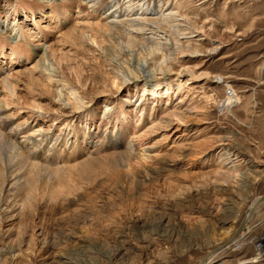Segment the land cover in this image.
Instances as JSON below:
<instances>
[{
  "label": "rangeland",
  "instance_id": "1",
  "mask_svg": "<svg viewBox=\"0 0 264 264\" xmlns=\"http://www.w3.org/2000/svg\"><path fill=\"white\" fill-rule=\"evenodd\" d=\"M147 2L175 15L183 46L164 73L172 88L155 96L108 65L132 51L153 68L168 52L142 50L148 31L111 37L110 18L79 0H0V98L16 122L63 143L33 192L0 179V264H264V201L243 222L264 193V0ZM163 27L151 35L166 38ZM39 44L80 112L34 69ZM152 126L141 161L136 136Z\"/></svg>",
  "mask_w": 264,
  "mask_h": 264
},
{
  "label": "bare ground",
  "instance_id": "2",
  "mask_svg": "<svg viewBox=\"0 0 264 264\" xmlns=\"http://www.w3.org/2000/svg\"><path fill=\"white\" fill-rule=\"evenodd\" d=\"M79 1L80 3H86L87 6L91 7L92 9L99 8L101 18L103 17L104 19H111H109L108 25L105 23L106 27L108 28L107 34L111 37L114 35L116 30L129 37H134V34L136 33L143 35L146 31L151 34H158L157 31H165L163 26L167 24L170 33L166 36V38H162V36L158 35L154 37L151 34V36L147 35L148 37L145 39V41L148 42L141 47L142 50L148 51L150 55L153 56L158 52H163L164 50L168 52L169 55L162 53L161 57L156 59V65H154L153 68H147L148 59L146 58L134 57L133 59L134 53H132V51L129 53L130 57L125 60H120L118 57L113 56L114 59H110L108 61V65L114 74L121 75L123 78L128 76L125 81L132 79L133 81L134 79L141 80L140 87H142L143 91L146 90L154 96L158 95L163 90L164 92H168L172 88V82L165 79L166 77H164V73L170 69L168 64L171 60H173L172 58L175 51L180 50L183 48V46L177 37L179 28L175 25H168L170 24L168 23L169 21L175 20V15L170 14L171 11L169 13L168 11L167 13H164L166 9L165 6H150L147 2L148 0H123L125 3H127L126 6H121L119 3L116 4L113 2V0ZM124 8H129L132 11V14H127V16H135L131 18L126 17L128 20L119 19V16L121 15ZM57 10L56 11L59 14L62 12L65 14L67 8L60 6V8ZM147 15L159 17L151 19L146 18ZM183 27L184 26L182 25V28ZM179 35H181V33H179ZM33 57H35L34 69L36 71L45 72L47 74L48 81L50 83H54L57 103L63 108L72 105L73 111L80 112L85 107L82 99L77 95V93H75V91L69 94L70 89L65 84H59L60 81L56 78L55 68H53L52 63L47 57L46 48L41 44L35 46ZM134 65V68L130 67ZM189 71L190 72H188L187 68H183L182 71H178V75L183 74L185 76H189L183 82H180L182 79L177 80L178 85L176 87L180 90L183 89V86H185L186 83H188L187 79H189L192 75L191 70ZM159 74L160 76H158ZM6 83H8V89L13 92V86L11 85L12 83L9 84L8 81ZM70 95L72 98H70ZM234 100H237V98L234 97ZM5 103L8 104V102H4L0 98V179L2 178L3 181L5 179L7 181H14L19 184L24 181L25 186H33L34 184L32 183L38 181L39 177L41 178L44 176V174L46 175L48 171L52 172V170H50L51 168L49 169L51 165L60 161V154L62 152L60 146L63 145L61 140L62 137L48 136L47 134H43L41 128L34 129L31 126L28 127V125H25L26 123L23 121L16 122L14 114L7 112V104ZM154 130L156 129H154L152 126L142 132L141 135L136 136L138 137L137 139L139 141L138 147H140L141 150V153L139 154L141 161H145L149 157V155H144L152 146L146 147L145 144L148 137L153 132H156ZM88 137L90 136L87 134L86 141L88 140ZM86 143L88 144V142ZM26 172L28 174L31 173L35 177L33 182H25ZM32 186L31 192L34 190V186ZM260 196L255 197V199L251 202V205L249 206L250 208L243 218V222H246L248 216L252 215H249L251 210H254L262 201H264V198L260 200ZM244 224L245 223L239 227L238 232L244 229ZM150 227V230L157 235L159 234V229H162L160 225H157L156 227ZM233 236H235V234ZM226 243H228V241ZM211 257L212 256L207 257L206 260L209 261ZM69 263L70 262L68 261L59 260V264Z\"/></svg>",
  "mask_w": 264,
  "mask_h": 264
},
{
  "label": "built area",
  "instance_id": "3",
  "mask_svg": "<svg viewBox=\"0 0 264 264\" xmlns=\"http://www.w3.org/2000/svg\"><path fill=\"white\" fill-rule=\"evenodd\" d=\"M254 248L257 258H264V234L256 238Z\"/></svg>",
  "mask_w": 264,
  "mask_h": 264
},
{
  "label": "water",
  "instance_id": "4",
  "mask_svg": "<svg viewBox=\"0 0 264 264\" xmlns=\"http://www.w3.org/2000/svg\"><path fill=\"white\" fill-rule=\"evenodd\" d=\"M263 198H264V194H262V195L260 196V200L263 199Z\"/></svg>",
  "mask_w": 264,
  "mask_h": 264
}]
</instances>
